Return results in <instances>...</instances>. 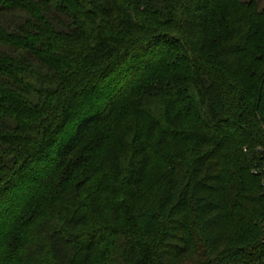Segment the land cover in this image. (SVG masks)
Wrapping results in <instances>:
<instances>
[{
  "label": "trees",
  "instance_id": "1",
  "mask_svg": "<svg viewBox=\"0 0 264 264\" xmlns=\"http://www.w3.org/2000/svg\"><path fill=\"white\" fill-rule=\"evenodd\" d=\"M0 264H264V0H0Z\"/></svg>",
  "mask_w": 264,
  "mask_h": 264
}]
</instances>
